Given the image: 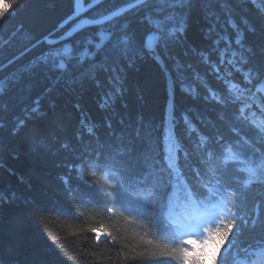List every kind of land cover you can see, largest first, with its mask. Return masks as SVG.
I'll return each instance as SVG.
<instances>
[{"label": "trees", "instance_id": "16d2710c", "mask_svg": "<svg viewBox=\"0 0 264 264\" xmlns=\"http://www.w3.org/2000/svg\"><path fill=\"white\" fill-rule=\"evenodd\" d=\"M209 3L215 15L207 16L204 3L198 0L188 16L184 44L170 49L176 60L194 70L183 75L173 67L176 60L166 61L168 69L164 71L151 59L128 65L114 58L117 71L111 73L93 67L94 61L113 63L103 54L95 55L101 33L107 37L103 44L112 41L113 48V37L120 34L121 25L130 24L137 40L146 46L152 40L151 35L145 36L148 25L143 13L131 11L136 6L129 0H97V6L86 0H24L0 22V80L7 84L0 95V264H138L166 246L191 247L175 232L167 239L160 237L150 221L118 207L108 205L112 212L105 206L84 207L80 193L70 194L61 181L67 176L70 185L80 183L71 165L87 150L88 156L96 154V161L80 168V177L110 190L120 179L117 167L124 158L123 152L117 154V147L130 139L138 141L136 147L143 153L140 163L151 173L149 184L164 188L168 204L173 184L179 183L182 212L191 209L187 182L204 166L209 151L225 154L235 144L233 151L239 154L227 164L234 191L227 192L225 202L248 220L249 226L227 264L250 259L264 246L260 240L264 236V167H260L264 155V90H257L264 86V80L255 73L264 69V0H226V9L216 0ZM113 9L116 15L104 19ZM213 23L216 32L206 39ZM233 24L240 29L241 44L236 43ZM220 37L221 50L231 41L227 56L237 64L231 71L221 65L225 72L217 79L219 74L208 70L189 49L208 54ZM85 49L92 55L77 63L74 58L83 56ZM211 59L217 60L218 54L211 52ZM62 61L63 69L59 67ZM250 69L252 75L246 77L244 73ZM196 72L202 75L197 78ZM102 103L106 107H101ZM88 127L94 132L90 134ZM167 127L175 140V167L167 163L163 138ZM137 129L140 137L134 136ZM218 132L222 136L216 135ZM202 133L207 136L198 149ZM210 163L217 161L213 158ZM248 163L257 168L251 179L246 171ZM126 189L144 196L138 191L139 185ZM34 209L44 214L35 215ZM56 209L74 213L75 218L57 215ZM254 219L257 224L253 230ZM98 228L103 229L99 243L95 232L90 231ZM147 240L153 243L147 245Z\"/></svg>", "mask_w": 264, "mask_h": 264}, {"label": "snow or ice", "instance_id": "6c2138e0", "mask_svg": "<svg viewBox=\"0 0 264 264\" xmlns=\"http://www.w3.org/2000/svg\"><path fill=\"white\" fill-rule=\"evenodd\" d=\"M24 2V0H10L8 7L0 12V22H4L10 17ZM130 3L136 7L131 11L137 13H143V20L148 25V30L145 36L151 35L152 40L148 42L147 46L143 40H137L136 33L131 31V25L128 27L121 25L120 34L114 35L115 47L113 48L112 41H109L107 45L103 44V41L107 38L103 33L100 36V42L95 44L98 51L95 53L96 57H100L102 54L106 59H113V63L108 65L106 63L97 64L93 62V67L99 66L108 72L117 71L115 59H123L128 65H135L136 61L141 59H151L157 63L158 66L162 65L161 70H167L168 60H176V57L170 53V49L180 47L184 44L186 39V32L188 27V16L190 10L198 0H129ZM204 3L207 9L206 15L210 18L215 15L212 10L209 0H199ZM216 2L222 5L225 9L228 7L226 0H216ZM86 3H91L97 6V0H86ZM228 16L231 17V12L228 11ZM116 10L113 9L110 13L106 14L104 19H109L110 16H115ZM231 22V21H229ZM127 23V22H126ZM236 28L237 38L236 43L241 44L240 29L237 25L233 24ZM254 31V28L252 29ZM105 31H108L107 29ZM216 32L215 24H211L205 33V38L210 39L211 34ZM180 33H184L183 36ZM222 37L215 40V47H213L208 54H205L203 50L189 49L194 55L200 57V62L207 65L208 70L218 73L217 79H220L224 75L225 67L231 71L236 67L237 62L227 56L231 41L224 48L220 49L219 44ZM112 48V52L108 49ZM211 52L218 54L217 60L211 59ZM92 53L85 49L83 56H76L74 59L78 63L82 58L91 56ZM233 55L235 53L233 52ZM115 58V59H114ZM224 65L225 67H221ZM71 66V65H69ZM61 69L65 68V62L62 61L59 65ZM178 75H183L184 71L193 70L190 64H182L178 60L173 65ZM239 70V69H237ZM194 71V70H193ZM253 70H248L244 73L246 77L252 75ZM255 73L260 80H264V69H256ZM171 75V72H169ZM199 78L202 74L195 73ZM206 75V73H205ZM111 79H120L121 77H109ZM227 81V77L224 76ZM7 84L5 81L0 80V95L6 90ZM176 80H173V89L175 94ZM180 88L183 91L185 85L180 83ZM258 91L264 90L258 88ZM217 89H213V92H217ZM107 95V94H106ZM175 103V101H173ZM101 107H106V103H102ZM36 111L35 108L32 109ZM187 114L185 113V116ZM88 122L85 121V124ZM111 122H108L110 127ZM87 131L91 134L94 132L92 127H88ZM264 131V130H262ZM113 135H116L113 132ZM216 135L222 136V133H216ZM135 137H140V130L137 129L134 133ZM207 134H201L199 149L206 140ZM212 142H215V138L212 137ZM82 140V136H81ZM136 139H130V142L124 143L123 141L117 147V154L123 152L124 158L119 159L117 171L119 172L120 179L116 183L111 184L110 190L101 188L93 180L88 178H81L79 175V169L87 167L89 162L96 161V154L92 156L87 155V150H83L84 154L80 155V158L71 165L72 171L77 173V179L80 181L76 186H72L68 183V177H61V181L66 184L67 191L70 194H75L77 191L80 193V203L84 207H100L105 206L107 212H112L113 207L120 208L123 212H127L132 216L139 217L144 220L150 221L156 226L157 234L165 239L169 238V234L173 231L180 238L184 235H188L193 232H200L203 230L207 232V236L197 243L193 239H184L185 245L191 247H167L166 249H160L151 253L150 259H140L138 264H173V261L182 262V264H227V258L240 244V238L243 236L244 231L249 226V221L242 219L238 215V211L234 212L232 208L227 206L226 195L231 189V185L228 181L227 167L228 161L234 159L233 149L236 148L235 144L229 148L227 154L223 152L217 153L215 150L209 151L208 160L204 161V166L200 167V171L187 182L188 196L191 201V211L185 216V218L179 222L173 220L170 223L164 219V212L168 208L166 201L167 193L163 187L154 186L149 184L148 177L151 173L148 172L140 160L143 153L137 149ZM229 143H231L229 141ZM221 147H224L222 144ZM237 154H239L237 152ZM79 155V154H78ZM103 156V153H101ZM215 158L216 164H211L210 161ZM169 166L175 167L173 155H169ZM100 161H97L99 163ZM253 163V162H250ZM260 167H264V155L260 157ZM101 169H97L100 171ZM250 177H255L257 168H248ZM95 175V173H93ZM187 176V174H185ZM179 179V178H178ZM195 180L197 183H193ZM251 182V180H249ZM201 186L198 187L197 185ZM128 185H139L138 191L143 193L141 198L139 195L129 193L126 189ZM223 185V187H220ZM207 188V191L204 190ZM0 199H3L0 196ZM154 201V203H152ZM112 205L113 207H108ZM35 215H43L44 212L41 209H34ZM57 215H63L67 218H75L74 213L66 212L63 209H56ZM213 224L212 228H207V224ZM257 221L254 219L251 221L252 229L256 227ZM264 225V222H262ZM97 234V242H101V235L103 233L102 228L91 229ZM110 235V234H109ZM261 242H264V236L260 237ZM147 245L153 243L152 240L145 241ZM193 244H199L201 250L194 252L192 248ZM206 245H211L205 250ZM245 252L248 249H244ZM143 253L140 254L143 257ZM236 264H243L242 261H236Z\"/></svg>", "mask_w": 264, "mask_h": 264}, {"label": "rangeland", "instance_id": "374dc122", "mask_svg": "<svg viewBox=\"0 0 264 264\" xmlns=\"http://www.w3.org/2000/svg\"><path fill=\"white\" fill-rule=\"evenodd\" d=\"M169 109H170V103H168V105H167V118L169 117V115H168ZM163 138H164L165 150L167 151L168 157H169V155H173L174 157H176L175 140H174V137L171 135V131L168 129V127L165 130ZM227 152L225 154H227ZM233 155L238 156V154L235 151H233ZM167 163L169 164V160L167 161ZM174 165H175V163H174ZM250 167L255 168V166L248 163V165L246 166V169H248ZM250 179H251V177H250ZM176 190H178V187H176ZM173 209L175 210V212L177 211L176 208H173ZM95 235L97 236L96 233H95ZM186 236H189V234ZM101 238H102V235H101ZM196 239L197 238H195V240Z\"/></svg>", "mask_w": 264, "mask_h": 264}, {"label": "clouds", "instance_id": "9594fccd", "mask_svg": "<svg viewBox=\"0 0 264 264\" xmlns=\"http://www.w3.org/2000/svg\"><path fill=\"white\" fill-rule=\"evenodd\" d=\"M8 7V3H0V10H4L5 8ZM211 245H206L205 246V250H207L208 247H210ZM192 248L194 249V252H198L201 250L199 244H193Z\"/></svg>", "mask_w": 264, "mask_h": 264}]
</instances>
